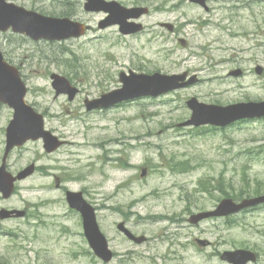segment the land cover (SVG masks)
<instances>
[{
    "label": "rangeland",
    "instance_id": "rangeland-1",
    "mask_svg": "<svg viewBox=\"0 0 264 264\" xmlns=\"http://www.w3.org/2000/svg\"><path fill=\"white\" fill-rule=\"evenodd\" d=\"M10 1L47 14L67 11L69 5L67 0ZM117 1L144 7L142 32L124 36L116 26L99 29L105 13L85 12L78 3L72 17L91 26L82 37L48 42L0 32V48L28 86V102L67 140L55 155L44 152L41 141H30L9 155L10 171L32 163L37 170L18 182L12 199H0V207L29 213L0 219V264H107L88 255L81 225H63L65 188H88L118 250L140 251L141 257L123 261L117 256L108 264H226L212 256L214 246L200 250L190 243V234L199 233L220 240L219 250L257 248L264 264V208L177 230V225H191L186 220L191 212L212 209L223 191L244 197L264 191V119L225 131L178 126L189 119L187 101L194 96L220 104L264 100V75L254 70L264 69V0H209L208 11L190 0ZM129 69L168 74L188 69L201 80L158 98L88 112L85 99L118 86L120 72ZM233 69L241 76H228ZM52 73L66 75L83 93L72 101L57 94ZM11 117L12 109L0 103V164ZM171 158L196 165L193 171L175 170L167 164ZM144 165L149 173L140 180ZM55 178L61 179L57 190ZM201 178L211 179L204 183L210 192L199 186ZM121 219L154 240L138 247L121 239L115 225ZM176 230L184 234L175 236Z\"/></svg>",
    "mask_w": 264,
    "mask_h": 264
},
{
    "label": "water",
    "instance_id": "water-1",
    "mask_svg": "<svg viewBox=\"0 0 264 264\" xmlns=\"http://www.w3.org/2000/svg\"><path fill=\"white\" fill-rule=\"evenodd\" d=\"M87 9L106 11L110 10L112 16L106 24L120 23L121 30L125 33L136 31L138 28L126 22V19L133 16H139L140 9L122 10L116 2L106 3L103 0H89L86 4ZM12 27L16 32H25L34 39L48 38V39H64L70 36L79 35L83 32V27L68 19H58L43 16L37 12L26 10L14 4L0 0V28L6 30ZM52 78L55 80L53 85L57 88V93L66 92L72 98L75 90L68 87V82L64 77L53 74ZM175 76H166L156 74L154 76H140L131 74L123 80L124 87L120 90H115L105 96L103 105L107 106L116 101L132 98L135 95L152 94L158 95L167 90L182 86L177 84L174 80ZM66 86V88L64 87ZM27 88L22 81L16 68L7 64L3 55L0 52V99L8 103L14 108V118L7 128V148L6 154L16 145L20 146L28 139H38L45 137L47 140V148L52 150L58 144L56 139L44 131L43 116L37 113L34 108L25 102V95ZM94 106V103L88 105V108ZM194 115L186 124H202L214 120L219 125L229 123L235 116H255L264 115V104H240L231 108L232 111H225L217 108L210 114L206 111L204 106H198L194 109ZM205 112H203V111ZM225 111V112H224ZM31 172L28 167L21 172L17 177L11 176L5 170V165L0 168V191L8 197L14 188V181L16 179L24 178ZM75 198L70 197L72 207L81 210L85 216V229L90 240V244L97 253L105 260H109L111 252L107 248L105 237L101 234L98 225L96 224L93 208L87 206L80 194H72ZM80 199V200H78ZM264 202V196L245 200L243 203L237 205L232 200H224L216 211L200 213L195 215L193 222L210 216V215H226L237 211L243 207ZM224 258L228 259L234 264H245L248 260H255V255L246 250L227 251Z\"/></svg>",
    "mask_w": 264,
    "mask_h": 264
},
{
    "label": "flooded vegetation",
    "instance_id": "flooded-vegetation-1",
    "mask_svg": "<svg viewBox=\"0 0 264 264\" xmlns=\"http://www.w3.org/2000/svg\"><path fill=\"white\" fill-rule=\"evenodd\" d=\"M54 188H60V185L59 184H54V186H53ZM67 214L64 216V217H67V221H65L64 222V224L63 225H70V223L72 224V225H83V219H82V216H81V214L78 212V211H76V210H74V209H67ZM27 214H25V216H26ZM13 217H15L14 216V214H11V217L9 218V219H12ZM49 225H57L56 223H49ZM128 226V225H127ZM170 226V225H169ZM192 225H177V230H185L186 228H189V227H191ZM199 226V225H198ZM197 225H196V227H198ZM128 227H130V225L128 226ZM133 231V230H132ZM134 232V231H133ZM135 234H136V232H134ZM181 234H184L183 232H178L177 231V233L175 234V236H177V235H181ZM121 235V234H120ZM189 234H186V236H188ZM121 236H123V235H121ZM124 237V236H123ZM125 238V237H124ZM191 238H192V236H191ZM196 236L195 237H193L192 238V241H190V243H192V244H195L196 243ZM152 240H154V238H150V237H147V241H145L144 243H142V244H135V243H132V242H130L132 245H134V246H142V245H150L151 244V241ZM119 252H121V251H119ZM123 253H121V254H118L117 252H115V256L117 255V256H120L119 258L120 259H123V258H125V257H129V256H141V254L140 253H138V252H140L139 250H135V248H129V249H126V250H124V251H122ZM159 256H160V254H158Z\"/></svg>",
    "mask_w": 264,
    "mask_h": 264
},
{
    "label": "bare ground",
    "instance_id": "bare-ground-1",
    "mask_svg": "<svg viewBox=\"0 0 264 264\" xmlns=\"http://www.w3.org/2000/svg\"><path fill=\"white\" fill-rule=\"evenodd\" d=\"M29 91V90H28ZM167 230V229H166ZM177 231V230H176ZM122 252V251H121ZM120 260V259H119Z\"/></svg>",
    "mask_w": 264,
    "mask_h": 264
}]
</instances>
